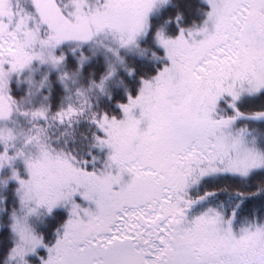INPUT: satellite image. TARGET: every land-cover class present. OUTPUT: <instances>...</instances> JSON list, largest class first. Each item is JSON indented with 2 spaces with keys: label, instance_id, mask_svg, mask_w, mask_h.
<instances>
[{
  "label": "snow or ice",
  "instance_id": "obj_1",
  "mask_svg": "<svg viewBox=\"0 0 264 264\" xmlns=\"http://www.w3.org/2000/svg\"><path fill=\"white\" fill-rule=\"evenodd\" d=\"M0 264H264V0H0Z\"/></svg>",
  "mask_w": 264,
  "mask_h": 264
}]
</instances>
